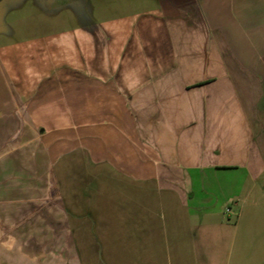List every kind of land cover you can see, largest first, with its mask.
<instances>
[{
	"label": "crops",
	"instance_id": "obj_1",
	"mask_svg": "<svg viewBox=\"0 0 264 264\" xmlns=\"http://www.w3.org/2000/svg\"><path fill=\"white\" fill-rule=\"evenodd\" d=\"M152 1L0 21V264H264V0Z\"/></svg>",
	"mask_w": 264,
	"mask_h": 264
},
{
	"label": "rangeland",
	"instance_id": "obj_2",
	"mask_svg": "<svg viewBox=\"0 0 264 264\" xmlns=\"http://www.w3.org/2000/svg\"><path fill=\"white\" fill-rule=\"evenodd\" d=\"M52 6L60 5L61 12L66 11L69 14V17H74L73 22H81L85 18H81L77 10L75 11L72 7L62 8V3L64 0H52ZM90 3L91 14L96 21L103 20L106 16H110L113 13H117L120 9L125 8L126 10L133 11L135 13L142 12L153 8L152 0H129L130 3L127 7L123 5V0H85V3ZM43 0H1L0 1V21L2 26L10 27L14 30V34L17 37H25L30 32H35L40 25L37 23L39 11L42 9ZM84 4V3H83ZM77 12L79 14H77ZM57 15L53 17V24L48 25V28L51 27L55 30H61L62 28L67 27L69 24L62 20L60 12L56 13ZM87 21V20H86ZM45 26L44 24H42ZM41 25V26H42ZM82 138L80 139V141ZM86 143V138L84 141Z\"/></svg>",
	"mask_w": 264,
	"mask_h": 264
}]
</instances>
